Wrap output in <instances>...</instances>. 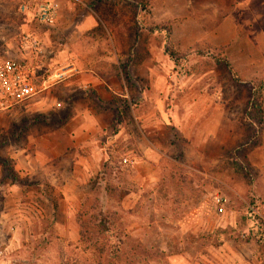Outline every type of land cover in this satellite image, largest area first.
<instances>
[{
    "label": "rangeland",
    "instance_id": "1",
    "mask_svg": "<svg viewBox=\"0 0 264 264\" xmlns=\"http://www.w3.org/2000/svg\"><path fill=\"white\" fill-rule=\"evenodd\" d=\"M48 1L55 23L32 21ZM28 31L42 41V76L70 65L78 73L49 90L64 108L29 100L0 113V264H134L113 253L139 245L145 264H264V0H0V58L27 57ZM91 59L94 71L121 70L129 83L156 66L215 106L141 128L159 134L149 158L125 133L142 137L129 118L153 103L130 85L129 99L105 100L75 87L78 61ZM88 108L102 127L92 144L62 153L65 125ZM102 244L113 258L98 254Z\"/></svg>",
    "mask_w": 264,
    "mask_h": 264
},
{
    "label": "crops",
    "instance_id": "2",
    "mask_svg": "<svg viewBox=\"0 0 264 264\" xmlns=\"http://www.w3.org/2000/svg\"><path fill=\"white\" fill-rule=\"evenodd\" d=\"M59 57L61 56L59 55ZM52 61L57 63L54 59ZM89 61L90 63L87 64L85 62L83 64L78 61L80 69L84 67L85 70H81L80 75L73 80L75 87H90L104 100L105 98H111L113 95H116L121 99H129V88L134 89V96L137 97L139 101L149 100V103H153V111L148 114H133L131 118H129L133 119L135 124L140 129L147 127L156 129L158 125H168V121L171 120V115L173 117L172 119L180 120V110H182L181 112L188 114L187 108L189 105H191L190 109H193L195 106L200 105L201 102L204 103L212 101L211 95L205 93V91L189 87L190 84L188 83H171L169 81H165L163 77L158 74V71L155 69L156 66H150L146 70L144 81H142L143 76H141L138 71L133 73L131 72L134 76L132 77V82L129 83V80H125L126 77L122 75L121 70L118 73V76L110 73L100 74L94 71L92 67L94 60L91 59ZM128 85L131 87L129 86L128 88ZM140 85H143V87L140 90H137V86ZM144 85H146V89ZM169 104H178L174 107L177 111L176 114L169 112ZM212 104L215 106L213 101ZM182 105L185 106V108ZM148 119H150L153 123L146 124L145 122ZM95 120L100 122V115H98L96 111L91 108L86 109L84 112H77L69 120L67 125H65L64 130L60 134L61 136L64 135L65 138H68L69 142L64 143L62 140H57L58 142L56 147L62 153H65L66 151L78 152L80 148L92 144L90 141L91 138L95 137V134L100 129L99 127H102V124L96 123ZM163 120L166 123H163ZM139 122L143 123L139 124ZM122 133L123 131L119 132L117 137H121ZM146 133H148L146 130L145 132H143L142 129L140 130V134L142 136L140 139H144L146 142H143V140L140 141L135 133V135L125 133V136L133 138L135 140V145L141 149L140 152L145 153V156L149 155V158H151V153L159 152L161 149V145L157 142V140H152V138L158 137L159 134L156 133L155 130L150 131L148 134ZM148 137H150L151 140L150 138L148 139ZM77 163L78 162H76V164Z\"/></svg>",
    "mask_w": 264,
    "mask_h": 264
},
{
    "label": "built area",
    "instance_id": "3",
    "mask_svg": "<svg viewBox=\"0 0 264 264\" xmlns=\"http://www.w3.org/2000/svg\"><path fill=\"white\" fill-rule=\"evenodd\" d=\"M24 13L32 15L27 5L22 6ZM36 13L32 15V21H36L40 25L52 26L57 17V6L52 1L42 2L37 4ZM21 47L27 51V57L21 60L0 58V113L6 112L14 107L24 104L31 100L30 97H20V92L31 85L42 84L48 77L55 72L46 71V75L42 76L44 66V51L42 41L39 37L31 32H24L21 37ZM75 69L72 75L78 73L74 65L68 66L69 71ZM66 77H62L64 80ZM58 82L57 84H59ZM9 102H12L9 104ZM226 201L218 197L216 200L217 205L223 206Z\"/></svg>",
    "mask_w": 264,
    "mask_h": 264
},
{
    "label": "clouds",
    "instance_id": "4",
    "mask_svg": "<svg viewBox=\"0 0 264 264\" xmlns=\"http://www.w3.org/2000/svg\"><path fill=\"white\" fill-rule=\"evenodd\" d=\"M61 55L63 56V53ZM77 67H79V64H77ZM73 71H75V69H70L69 71L57 69L42 84L31 85L30 83L28 87H25L20 92V97H30L32 100V108L35 110L51 109L53 107L62 109L64 108V103L61 100H59L58 98L49 100V90L53 89L58 82H62V77L70 76ZM42 93L45 95L42 96ZM11 103L12 102H9V104Z\"/></svg>",
    "mask_w": 264,
    "mask_h": 264
},
{
    "label": "trees",
    "instance_id": "5",
    "mask_svg": "<svg viewBox=\"0 0 264 264\" xmlns=\"http://www.w3.org/2000/svg\"><path fill=\"white\" fill-rule=\"evenodd\" d=\"M105 225L106 224L104 222V219L100 220L99 226H101L103 228V230H102L103 233L109 232V227H111V224H109L108 227ZM114 227H117V224H114ZM122 238L124 239V237H122ZM124 244H125V241L123 240V241L119 242L118 245L124 246ZM95 248L101 257L105 256L107 251L110 252V250H111V248H106V245L104 246V244H102V246H98ZM124 248L125 247L120 248L119 246H117L116 252L113 253L114 257H117V256H115L117 253L118 256L122 255L123 262L130 260L129 263H134V264H145L146 263L149 255H148L147 251L142 250L140 245L135 246V248L130 249L129 252H126L124 250ZM113 254H112V252L109 253L110 258H113Z\"/></svg>",
    "mask_w": 264,
    "mask_h": 264
}]
</instances>
